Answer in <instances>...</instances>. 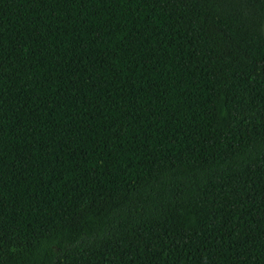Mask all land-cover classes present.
Returning a JSON list of instances; mask_svg holds the SVG:
<instances>
[{
    "label": "trees",
    "instance_id": "obj_1",
    "mask_svg": "<svg viewBox=\"0 0 264 264\" xmlns=\"http://www.w3.org/2000/svg\"><path fill=\"white\" fill-rule=\"evenodd\" d=\"M0 264H264V0H0Z\"/></svg>",
    "mask_w": 264,
    "mask_h": 264
}]
</instances>
